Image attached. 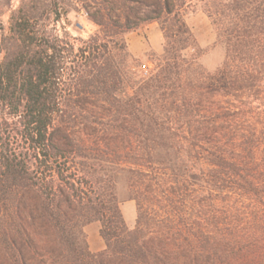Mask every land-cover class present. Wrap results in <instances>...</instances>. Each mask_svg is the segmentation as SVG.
Returning <instances> with one entry per match:
<instances>
[{
	"label": "trees",
	"instance_id": "obj_1",
	"mask_svg": "<svg viewBox=\"0 0 264 264\" xmlns=\"http://www.w3.org/2000/svg\"><path fill=\"white\" fill-rule=\"evenodd\" d=\"M196 3L220 27L225 59L215 73L203 70L180 101L171 95L165 144L99 129L114 111L88 89L103 84V64L120 53L122 35L158 23L169 45L191 38L186 19ZM229 5L235 13L225 26L218 17L230 16L219 7ZM81 11L99 28L87 40L61 25ZM5 14L0 193L21 183L42 206L25 212L26 252H63L51 208L65 202L101 223L107 246L99 254L86 248L74 264H264V0H20L16 8L0 0ZM257 21L260 29L250 26ZM106 151H117L132 175L135 230L117 200L105 202L87 178L85 161Z\"/></svg>",
	"mask_w": 264,
	"mask_h": 264
},
{
	"label": "rangeland",
	"instance_id": "obj_2",
	"mask_svg": "<svg viewBox=\"0 0 264 264\" xmlns=\"http://www.w3.org/2000/svg\"><path fill=\"white\" fill-rule=\"evenodd\" d=\"M19 1L13 0L14 8ZM219 9L226 11L230 17L226 20L218 14V19L225 26L229 25L235 13L233 6ZM8 19V14H5L0 22L7 24ZM186 21L192 37L177 39L170 45L158 23L147 24L122 35V43L117 47L120 53L103 64V84L88 89L100 95L102 109L114 111L99 129L106 130L113 126L119 131L126 130L131 133L134 143L137 140L135 134L139 133L148 147L154 146L151 141L165 144L161 127L168 123L172 115L171 95L180 101L183 94L191 91L188 85L201 78L204 71L215 73L225 59V49L219 39L220 27L218 24L214 26L201 4L190 7ZM61 25L72 37L84 40L99 32L84 11L70 12ZM250 26L261 28L259 21ZM80 47L81 44L77 43L76 51ZM123 47L124 52L121 51ZM153 118L157 120L153 121ZM73 129L80 132L84 128ZM157 154L163 156L161 147ZM90 158L85 161L88 180L94 183L98 196L105 202L111 197L117 200L127 227L135 230L139 217L138 205L130 189L132 175L123 171L121 155L117 151H106L95 153ZM36 206L42 212V206L35 196L21 183L8 184L0 193V264H74L85 254L86 248L92 254L107 249L100 236L101 223L89 222L91 219L87 209L80 207L71 213L67 204L60 202L51 211L62 222L58 237L64 246L63 252L54 255L26 252L21 247L24 215L29 208L35 209ZM66 210L69 215L64 216Z\"/></svg>",
	"mask_w": 264,
	"mask_h": 264
}]
</instances>
